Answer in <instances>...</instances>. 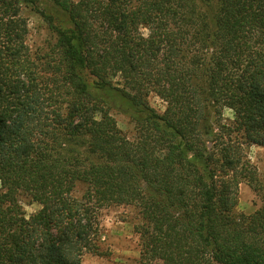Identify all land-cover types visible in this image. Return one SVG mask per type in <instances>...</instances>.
I'll return each instance as SVG.
<instances>
[{"label": "trees", "instance_id": "obj_1", "mask_svg": "<svg viewBox=\"0 0 264 264\" xmlns=\"http://www.w3.org/2000/svg\"><path fill=\"white\" fill-rule=\"evenodd\" d=\"M24 8L52 34L34 51ZM251 144L264 145V0H0V264L101 254L99 213L118 205L142 220L144 264H264ZM242 182L250 214L234 209ZM22 200L39 207L26 216Z\"/></svg>", "mask_w": 264, "mask_h": 264}, {"label": "rangeland", "instance_id": "obj_2", "mask_svg": "<svg viewBox=\"0 0 264 264\" xmlns=\"http://www.w3.org/2000/svg\"><path fill=\"white\" fill-rule=\"evenodd\" d=\"M23 15L28 20V44L31 49L43 47L52 39L46 23L30 8H24ZM149 104L162 113L165 103L156 95L149 94ZM118 128L129 139L135 136L134 124L128 116L111 110ZM223 117L232 118V111L224 109ZM247 158L255 165L258 175L264 181V145H246L244 147ZM259 205V199L251 187L242 182L238 185L237 201L234 207L237 213L250 214ZM25 215L28 216L39 207L37 203L22 200ZM142 223L137 210L129 205H118L104 208L99 213L100 237L99 248L101 254L85 253L80 264H144L140 259V239L137 226ZM148 264H161L159 260H148Z\"/></svg>", "mask_w": 264, "mask_h": 264}]
</instances>
